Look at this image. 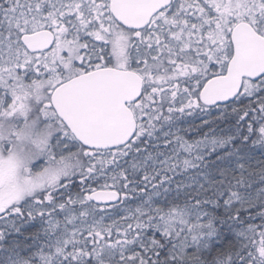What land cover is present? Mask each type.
<instances>
[{"label":"snow or ice","instance_id":"1","mask_svg":"<svg viewBox=\"0 0 264 264\" xmlns=\"http://www.w3.org/2000/svg\"><path fill=\"white\" fill-rule=\"evenodd\" d=\"M0 122V264H264V0H0Z\"/></svg>","mask_w":264,"mask_h":264},{"label":"flooded vegetation","instance_id":"2","mask_svg":"<svg viewBox=\"0 0 264 264\" xmlns=\"http://www.w3.org/2000/svg\"><path fill=\"white\" fill-rule=\"evenodd\" d=\"M36 95L38 93L34 92L30 98L29 113L32 109V104L38 103ZM25 119H27V115ZM28 122L31 123L30 120ZM8 127L9 125L0 122V129L7 130ZM16 131L20 130L17 129ZM24 132L25 138L16 139L13 142L10 153L0 152V161L6 164L5 171L0 174V194L7 195L23 189L28 182L36 178L35 173L38 174L42 171V169L32 168V163L40 158V150L32 143L31 139L26 138L29 130L24 129ZM9 160L13 162L11 168L7 167Z\"/></svg>","mask_w":264,"mask_h":264},{"label":"trees","instance_id":"3","mask_svg":"<svg viewBox=\"0 0 264 264\" xmlns=\"http://www.w3.org/2000/svg\"><path fill=\"white\" fill-rule=\"evenodd\" d=\"M65 163H67V164H71V165H74V164H75V161H74L73 159H67V160L65 161ZM53 167H56V165L54 164ZM36 175H37V174L35 173V176H36Z\"/></svg>","mask_w":264,"mask_h":264},{"label":"clouds","instance_id":"4","mask_svg":"<svg viewBox=\"0 0 264 264\" xmlns=\"http://www.w3.org/2000/svg\"><path fill=\"white\" fill-rule=\"evenodd\" d=\"M59 179H63V176H60ZM38 190V189H37Z\"/></svg>","mask_w":264,"mask_h":264},{"label":"rangeland","instance_id":"5","mask_svg":"<svg viewBox=\"0 0 264 264\" xmlns=\"http://www.w3.org/2000/svg\"><path fill=\"white\" fill-rule=\"evenodd\" d=\"M29 151V149H27Z\"/></svg>","mask_w":264,"mask_h":264}]
</instances>
